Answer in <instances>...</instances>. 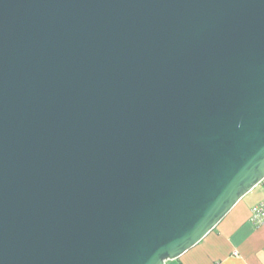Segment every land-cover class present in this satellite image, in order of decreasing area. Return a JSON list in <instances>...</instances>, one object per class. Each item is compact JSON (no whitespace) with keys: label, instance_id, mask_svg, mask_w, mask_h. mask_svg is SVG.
Returning <instances> with one entry per match:
<instances>
[{"label":"water","instance_id":"95a60500","mask_svg":"<svg viewBox=\"0 0 264 264\" xmlns=\"http://www.w3.org/2000/svg\"><path fill=\"white\" fill-rule=\"evenodd\" d=\"M264 180V0H0V264H165Z\"/></svg>","mask_w":264,"mask_h":264},{"label":"crops","instance_id":"0c3cea01","mask_svg":"<svg viewBox=\"0 0 264 264\" xmlns=\"http://www.w3.org/2000/svg\"><path fill=\"white\" fill-rule=\"evenodd\" d=\"M247 195L199 243L165 264H264V223L250 221L251 207L264 195Z\"/></svg>","mask_w":264,"mask_h":264},{"label":"built area","instance_id":"2783aa9c","mask_svg":"<svg viewBox=\"0 0 264 264\" xmlns=\"http://www.w3.org/2000/svg\"><path fill=\"white\" fill-rule=\"evenodd\" d=\"M250 221L255 225L264 223V199L251 207Z\"/></svg>","mask_w":264,"mask_h":264},{"label":"rangeland","instance_id":"374dc122","mask_svg":"<svg viewBox=\"0 0 264 264\" xmlns=\"http://www.w3.org/2000/svg\"><path fill=\"white\" fill-rule=\"evenodd\" d=\"M264 180L260 182L257 186H255L249 193L248 198L251 199H259L261 195H264Z\"/></svg>","mask_w":264,"mask_h":264}]
</instances>
